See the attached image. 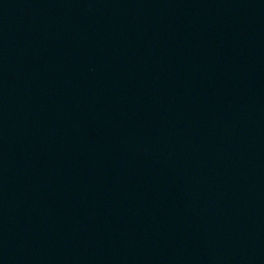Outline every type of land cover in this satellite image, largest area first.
<instances>
[{"label":"water","instance_id":"obj_1","mask_svg":"<svg viewBox=\"0 0 264 264\" xmlns=\"http://www.w3.org/2000/svg\"><path fill=\"white\" fill-rule=\"evenodd\" d=\"M0 264H264V0H0Z\"/></svg>","mask_w":264,"mask_h":264}]
</instances>
